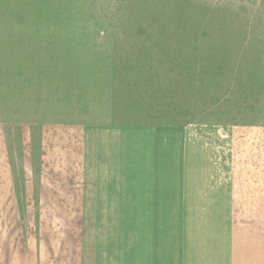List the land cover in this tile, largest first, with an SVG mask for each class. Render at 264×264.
<instances>
[{
	"label": "rangeland",
	"instance_id": "obj_1",
	"mask_svg": "<svg viewBox=\"0 0 264 264\" xmlns=\"http://www.w3.org/2000/svg\"><path fill=\"white\" fill-rule=\"evenodd\" d=\"M118 85L168 89L169 122L264 123V0H0V264H68L78 215L46 167L68 161V110L107 112Z\"/></svg>",
	"mask_w": 264,
	"mask_h": 264
},
{
	"label": "crops",
	"instance_id": "obj_2",
	"mask_svg": "<svg viewBox=\"0 0 264 264\" xmlns=\"http://www.w3.org/2000/svg\"><path fill=\"white\" fill-rule=\"evenodd\" d=\"M94 88L99 104L105 88ZM150 92L118 85L109 111L68 110V161L46 167L66 174L68 213L78 215L68 264H264V221L249 220L264 214V123L169 122L168 89Z\"/></svg>",
	"mask_w": 264,
	"mask_h": 264
}]
</instances>
